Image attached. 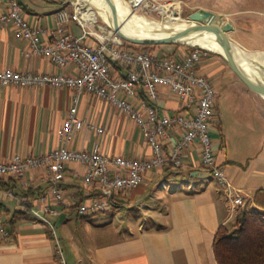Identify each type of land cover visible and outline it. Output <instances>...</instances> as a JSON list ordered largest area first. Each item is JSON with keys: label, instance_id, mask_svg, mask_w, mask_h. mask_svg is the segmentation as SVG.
Listing matches in <instances>:
<instances>
[{"label": "crops", "instance_id": "crops-1", "mask_svg": "<svg viewBox=\"0 0 264 264\" xmlns=\"http://www.w3.org/2000/svg\"><path fill=\"white\" fill-rule=\"evenodd\" d=\"M19 1L29 22L40 28L43 41L48 40L56 29L57 11L73 8L71 3L65 5L55 0ZM244 3L250 5L236 10L243 12V24L238 20L223 22V25H230L227 35L236 49L264 50V0H244ZM6 6L7 0H0V14ZM220 12L224 17L232 15L231 12ZM67 28L75 35L82 34V27L74 20ZM86 41L96 42L91 35ZM27 47V41L12 24L3 26L0 23V70H59L47 57H27L24 52ZM222 65L212 57L204 58L199 65L200 72L211 78L218 89L219 80H231L223 75ZM63 70L75 72L71 64ZM113 70L121 75L127 73L123 68L113 67ZM235 75L239 77L236 72ZM159 90V105L163 112L172 113L181 108V100L169 86L162 84ZM74 94L71 87L0 84V161L8 160L15 153L42 155L61 146L58 130L67 117ZM261 101L258 105L263 110L260 117L262 133L256 127V119L254 122L249 117L248 140L243 137L240 143L251 147L255 144V149L250 148L239 155L231 150L224 123L218 115L217 130L212 133L217 160L225 165L234 185L246 194L243 205L235 211L216 179L202 168L198 144H193L187 151L182 167L165 165L148 170L138 186L119 192L116 203L101 211H116L127 206L131 222L114 223L115 214L110 212L108 216L100 217L99 226L90 231L81 230V227L84 221H93V215L82 218L75 207L58 214L47 213L50 223H44L35 214L33 210L41 209L45 204L61 207L48 193L45 168L28 170L24 176L3 174L0 176V264H59L60 258H64L66 264H218L213 249L216 230L221 224L231 222L240 208L254 206V191L264 187V146L260 148V142L264 143V99ZM77 114L102 126L104 132L99 134L87 127L74 130L71 148L98 147L110 156H152V148L136 122L110 102L83 91ZM179 136L180 130L169 128L164 139L165 148ZM84 172L85 166L81 162L66 163L62 185L65 197L78 202L90 201L95 188L85 186ZM178 176L182 179L176 189L162 192L161 188ZM135 210L136 214H133Z\"/></svg>", "mask_w": 264, "mask_h": 264}, {"label": "built area", "instance_id": "built-area-1", "mask_svg": "<svg viewBox=\"0 0 264 264\" xmlns=\"http://www.w3.org/2000/svg\"><path fill=\"white\" fill-rule=\"evenodd\" d=\"M124 1L135 12L139 9L145 12L160 11L163 5L172 2ZM70 3L73 6L71 10L61 8L57 11L56 29L46 41L40 37V28L29 22L19 0H7L6 9L0 14V23L3 26L12 24L21 38L27 41L28 47L24 50L27 57H47L59 68L55 72L2 69L0 84L71 87L75 92L67 117L58 130L61 146L42 155L15 153L8 160L0 161V176H24L28 170L45 168L48 193L61 207L45 204L33 211L44 223H50L47 213L58 214L75 207L78 214L85 216L110 209L116 194L138 186L148 170L165 165L182 167L187 151L193 144H198L202 168L216 179L231 200L232 209L235 211L243 205L246 194L234 185L226 173L225 165L216 157L212 133L218 125L219 89L211 78L199 70L201 61L210 50L190 44L188 50L177 53L169 50L157 52L145 46L136 49L127 45L126 40L115 32L104 33L105 27L97 23V19H89L86 5H80L78 1ZM71 20L80 24L82 34L75 35L67 28ZM90 35L96 41L94 44L86 41ZM115 63L126 69L127 73H116L113 70ZM70 64L75 69L73 73L63 70ZM162 84L169 86L171 92L181 100L179 110L169 113L160 109L159 86ZM83 91L110 102L134 120L150 144L152 156H110L98 147L71 148L69 144L74 130L87 127L99 134L104 132L102 126L77 114L79 96ZM169 128L180 130V136L166 149L164 139ZM70 161L84 164L83 183L95 188L90 201L78 202L65 197L62 185L66 163ZM59 264H66L64 258H60Z\"/></svg>", "mask_w": 264, "mask_h": 264}, {"label": "rangeland", "instance_id": "rangeland-1", "mask_svg": "<svg viewBox=\"0 0 264 264\" xmlns=\"http://www.w3.org/2000/svg\"><path fill=\"white\" fill-rule=\"evenodd\" d=\"M70 1H81V0H70ZM86 6L92 10L95 19H97V23L105 27L104 33L109 34V31H112V28L108 25L107 21L104 20V16L102 13L101 6L99 5L97 0H85ZM123 3H126L124 0H121ZM163 2L167 1H178V5L174 6L175 11L180 14V19H178L176 22L172 23L170 21H166L164 18V13L160 11H150L145 12L141 9L137 10L136 12L133 11L129 4L126 3L129 7V13L127 14H121L122 17L128 19L130 22H133L137 25L143 26L150 30H156V29H163L167 26L172 25H188L191 23V21L188 19V15L198 9V8H207L216 12L225 11V12H231L232 15L225 16L224 13H222V22L226 21H232V20H238L240 24L244 23V18L242 17L243 12H236L237 9L245 8L246 6H249V3H244V0H161ZM258 1V0H256ZM254 4V3H251ZM118 9V8H117ZM237 16V17H235ZM235 17V18H233ZM223 24V23H222ZM95 28L98 29V26L95 25ZM94 29V27H93ZM201 34L205 35L208 38L212 37H219V35L215 32L211 31H201ZM232 35V34H231ZM234 37V35H232ZM185 41V40H184ZM187 43L183 42H176L173 44H160L159 46H154V48H157L158 51H166L169 50L173 53H177L178 51H186L190 48L189 41H185ZM242 43V42H241ZM231 49L235 50L238 54H242L243 52H247L251 50H237L233 46ZM257 51L258 56L255 57L256 61L264 65V50H252ZM206 57H212L216 60H219L223 65V75L226 79H231L230 81H220L219 80V96L217 98V115L218 118L222 120L224 123V132L229 140V146L231 150H233L238 155L244 152H247L248 149L256 147V145H240L241 139L244 137V140H248V129H247V119L249 117L256 119V127L260 130V133H262L263 124H261L260 117L263 113V110L259 107V103H261V98L264 99L263 95H260L256 91H251V89L245 85V83L235 75V72L232 71L224 61V59L217 53L210 51L209 54ZM205 57V58H206ZM221 75H218L219 77ZM216 77V78H217ZM259 94V95H258ZM253 97V99H252ZM261 97V98H260ZM255 139V135H254ZM264 146L263 142H260V148ZM246 150V151H244ZM180 179L182 177L178 176V178L168 183V185L165 188H161L162 192H168L171 190L176 189L178 183L180 182ZM186 185L184 186V188ZM253 207V205H250ZM128 210L130 211V208L127 206L120 207L116 211H110L114 212L113 220L114 223H127L132 220L130 218V214H128ZM109 211L107 212H98L94 214L91 219L93 221H84L82 224L81 230L84 228L88 231L94 230L99 226L100 223V217L108 216L110 214ZM116 212V213H115ZM133 214H136V210ZM111 218V217H110ZM110 218L108 220H110ZM233 220V219H232ZM133 221H135L133 219Z\"/></svg>", "mask_w": 264, "mask_h": 264}, {"label": "trees", "instance_id": "trees-1", "mask_svg": "<svg viewBox=\"0 0 264 264\" xmlns=\"http://www.w3.org/2000/svg\"><path fill=\"white\" fill-rule=\"evenodd\" d=\"M55 1L65 5L70 3L69 0ZM126 44L136 49L145 46L157 52L154 46L160 45L135 44L127 40ZM113 65L121 68L116 63ZM252 200L253 207L240 208L231 222L221 224L216 230L213 249L218 264H264V187L254 191ZM92 215L80 216L83 218Z\"/></svg>", "mask_w": 264, "mask_h": 264}, {"label": "water", "instance_id": "water-1", "mask_svg": "<svg viewBox=\"0 0 264 264\" xmlns=\"http://www.w3.org/2000/svg\"><path fill=\"white\" fill-rule=\"evenodd\" d=\"M106 1L109 4L112 20H113L112 24H110V22H107L108 25L117 35L135 44H161V43L172 44L176 42L187 43L181 38L188 32L211 31L217 33L219 37L226 43V45L225 48L223 49V52H219V51H213V52L219 54L239 75V77L245 82L247 86H249L252 90L258 92L261 95L262 93H264L262 92L263 90L261 91L260 88H256L255 86V84L264 85V77L262 78L260 76H253L249 72L245 71L243 67L237 64V58L235 56V52L230 49V47H232L234 42L231 41V39L229 38L226 32L228 29H230V25L222 24L223 23L222 13L201 7L192 11L188 15V19L191 21V23L185 26L183 29L177 31H168V34L165 36H153V37L130 36L125 34L121 30L119 18L115 6L111 2V0H106ZM246 61L248 62L249 67L252 70L259 71L262 74H264L263 64L259 63L256 60H252L251 58H248Z\"/></svg>", "mask_w": 264, "mask_h": 264}, {"label": "bare ground", "instance_id": "bare-ground-1", "mask_svg": "<svg viewBox=\"0 0 264 264\" xmlns=\"http://www.w3.org/2000/svg\"><path fill=\"white\" fill-rule=\"evenodd\" d=\"M99 5L101 6L102 13L104 16V20L107 22H110V24L113 23L111 10L109 7V4L106 0H97ZM113 5L115 6L119 23L121 26V30L130 36H143V37H153V36H165L168 34V31H177L180 29H183L187 25H172L167 26L163 29H156V30H150L143 26L137 25L133 22H130L128 19L121 16V14H127L129 13V7L126 3H123L121 0H111ZM80 5H86L85 0H81L78 2ZM178 5V1H172L168 4H165L161 7L160 12L164 13V18L166 21H170L172 23L176 22L178 19H180V14L175 11V7ZM118 8V9H117ZM87 15L89 19L95 20V16L91 9L88 8ZM109 33H112L110 31ZM182 40L189 41L190 45H198L203 48L212 50V51H219L223 52V49L225 48L226 43L220 38V37H212L208 38L205 35L201 34L200 32L194 31V32H188L186 33L182 38ZM231 49V47H230ZM233 50V49H231ZM240 50L241 49H237ZM235 56L237 58V64L244 68L245 71L249 72L253 76H260L264 77V74H262L259 71L252 70L249 67L248 62L246 61L248 58H251L252 60H256L255 57L258 56L257 51H241L242 54H238L235 50ZM245 73V72H244ZM246 74V73H245ZM247 75V74H246ZM255 83V82H254ZM256 88H260L262 92H264V85L255 84ZM264 96V93H262Z\"/></svg>", "mask_w": 264, "mask_h": 264}]
</instances>
